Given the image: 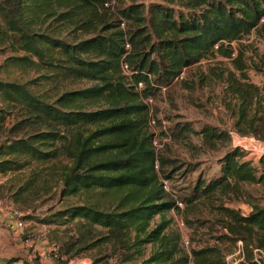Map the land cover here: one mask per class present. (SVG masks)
Here are the masks:
<instances>
[{
    "label": "trees",
    "instance_id": "1",
    "mask_svg": "<svg viewBox=\"0 0 264 264\" xmlns=\"http://www.w3.org/2000/svg\"><path fill=\"white\" fill-rule=\"evenodd\" d=\"M254 32L264 38V0H0V55L12 52L0 65V174L30 169L17 201L57 190L84 200L39 220L75 226L57 242L55 264L85 256L94 264H227L221 246L239 242L248 264L264 262V205L244 189L264 188V154L255 164L233 148L213 177L174 191L169 183L194 169L155 149L149 104L178 84L192 88L185 71L227 58L242 80L231 77L239 106L233 100L228 109L235 130L249 134L250 100L261 91L245 88L244 53L234 57L232 44ZM257 128L264 130V114ZM163 133L175 140L197 135L213 147L231 139L188 122ZM242 198L248 213L225 203ZM204 200L219 212L214 227L223 232L215 244L187 251L167 215Z\"/></svg>",
    "mask_w": 264,
    "mask_h": 264
},
{
    "label": "rangeland",
    "instance_id": "2",
    "mask_svg": "<svg viewBox=\"0 0 264 264\" xmlns=\"http://www.w3.org/2000/svg\"><path fill=\"white\" fill-rule=\"evenodd\" d=\"M146 4L158 0H142ZM238 56L239 50L244 53L248 75V84L245 88L260 92V96L251 99V110L249 111V122L253 121V128L245 126L244 130L249 134H239L234 128V118L228 109L229 103L234 104L235 99L230 96L231 77H239L231 60L216 57L202 61L199 65L185 71L182 79L192 88H185L178 84L174 92L169 96L167 93L153 101L151 104L156 113V125L152 131L156 134L158 151L168 158L179 161V164L189 165L194 171L187 174L186 178L178 175L169 183L170 189L179 191L193 185L200 176L211 178L218 171V161L233 148H242L247 153V160L257 164L258 159L264 154V130L259 132L257 126L261 123L264 114V72H260V56L264 55V38L254 32L238 43H233ZM10 50H5L0 55V65L11 56ZM264 71V69H263ZM0 78L4 76L0 75ZM232 98V100H231ZM234 100V101H233ZM237 107L239 103L235 101ZM245 105V104H244ZM241 104V106H244ZM1 106V104H0ZM10 118L7 123L10 126ZM255 121V122H254ZM165 123V129L163 128ZM192 123L196 130L205 126L213 127L219 131L230 134L228 143H219L213 147L204 143L201 137L192 135L187 139H167L163 132L176 123ZM6 135H0V142ZM185 166L183 170L187 169ZM30 169L20 173L0 174V264L7 260L15 259L13 264H55L53 259L55 246L74 235L75 226L68 224L45 225L39 220L58 211H63L66 206L81 204L84 200L76 198H64L61 190H57L52 196L41 194H28L19 201L15 200L16 188L30 175ZM253 200L264 205V188L259 185H245ZM181 193V192H180ZM254 201V202H257ZM217 202L216 205L220 204ZM227 206L235 207L243 213H248L250 203L246 198L232 203L225 202ZM173 220L172 229L178 231L182 238L188 239L189 246L183 242V247L190 251L207 245L215 244V236L223 232L220 227H214L219 212L214 204L207 200L196 203V206L186 210L185 205L181 211H171L167 215ZM18 220H22L23 228L16 227ZM192 224H187L186 221ZM200 222H206L205 225ZM184 223V227L180 224ZM225 251L227 264H244L238 256L231 257L238 249L236 246L222 245ZM89 256L73 259L69 264L93 263ZM246 261V259H245ZM247 263V261L245 262ZM248 264V263H247ZM264 264V262H262Z\"/></svg>",
    "mask_w": 264,
    "mask_h": 264
},
{
    "label": "built area",
    "instance_id": "3",
    "mask_svg": "<svg viewBox=\"0 0 264 264\" xmlns=\"http://www.w3.org/2000/svg\"><path fill=\"white\" fill-rule=\"evenodd\" d=\"M142 85H140L141 87ZM153 103V100H149V104H152ZM150 125L153 127L154 125H156V120L154 118L151 119L150 121ZM163 125H164V129H165V123L163 122ZM167 139H170L169 136L167 135L166 137ZM153 145L155 147V149L158 151V149L161 147V146H158V142H157V137L154 139V142H153ZM179 207L182 208V204H179ZM181 227H184V223L182 222L180 224ZM16 227L19 228V229H22L23 228V222L22 220H18L17 223H16ZM183 242L186 246H189L190 242L188 239H185L183 238ZM238 256L240 258V261L244 262V264H247L245 263V253H244V249H243V244L242 242H239L238 243V249L237 251L231 256ZM258 262V261H257ZM259 263V262H258ZM17 264H21V263H17ZM88 264H94V263H88ZM261 264V263H259Z\"/></svg>",
    "mask_w": 264,
    "mask_h": 264
}]
</instances>
